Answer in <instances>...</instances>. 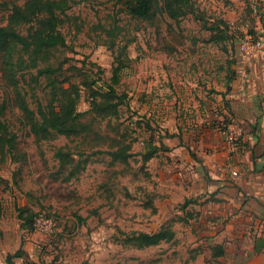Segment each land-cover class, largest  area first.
Listing matches in <instances>:
<instances>
[{"label": "rangeland", "instance_id": "1", "mask_svg": "<svg viewBox=\"0 0 264 264\" xmlns=\"http://www.w3.org/2000/svg\"><path fill=\"white\" fill-rule=\"evenodd\" d=\"M193 1L203 21L191 15L172 20L161 4L150 21L133 19L112 0L70 5V20L61 27L67 48L54 51L50 61L54 68L64 64L56 75L69 79L63 89H78L76 109L84 116L79 135L70 138L39 141L31 134L17 96L38 117L52 93L44 78L33 79L35 69L16 72L14 80L4 77L0 54V105L6 104L1 118L17 138L16 151L0 163V264L19 248L25 255L14 264H183V192L158 180V164L145 163L144 147L152 138L176 144L168 136L203 124L200 114L216 113L230 72L245 77L264 48L258 0ZM6 15L0 10L1 25ZM220 21L228 39L212 42L202 23ZM246 37L262 43L248 61L241 52ZM107 88L123 104L115 116L102 117L90 110L91 92ZM218 122L213 124L219 132L237 137L240 147L239 126ZM118 147L126 149V163L108 155ZM59 148L70 156L69 165L55 157ZM76 163L82 171H75ZM153 194L154 201L159 194L156 214L145 205ZM18 208L33 215L32 230L21 229ZM166 219L174 242L144 250L122 243L124 233H152Z\"/></svg>", "mask_w": 264, "mask_h": 264}, {"label": "crops", "instance_id": "2", "mask_svg": "<svg viewBox=\"0 0 264 264\" xmlns=\"http://www.w3.org/2000/svg\"><path fill=\"white\" fill-rule=\"evenodd\" d=\"M258 1L264 40V0ZM221 91L216 113L203 112V124L168 136L176 144L157 138L167 151L149 163L158 164V180L183 192V264H264V48L245 77L235 72ZM219 120L239 126L240 147L232 150L214 129Z\"/></svg>", "mask_w": 264, "mask_h": 264}, {"label": "trees", "instance_id": "3", "mask_svg": "<svg viewBox=\"0 0 264 264\" xmlns=\"http://www.w3.org/2000/svg\"><path fill=\"white\" fill-rule=\"evenodd\" d=\"M112 1L122 5L125 12L138 21H150L156 15L160 4V9L172 20L178 21L184 16L191 15L195 19L203 21L197 13L193 0ZM75 2L76 0H26L22 5L12 2L0 3V10L7 13L5 24H0V54L4 77L14 80L16 72H30L35 69L36 76L33 79L44 78L47 81V87L52 93L51 101L46 106V110H42L40 106L38 107V117L29 110L21 95H18L16 99L18 106L23 112L24 120H27L31 134L39 141H48L57 136L70 138L79 135L78 121L84 116V113L77 112L76 109V100L79 97L77 87L70 84L69 89H63V83L68 82L69 79L63 78L60 80L56 76L62 70L64 64L60 63L54 68L50 63L54 51L67 48L61 27L70 20L66 12L70 5ZM221 25L226 26L221 21L210 25L205 22L202 23L203 29L211 33L212 42L227 41L228 37L225 31L227 27L222 30L220 28ZM104 31L107 34L110 33L108 30L104 29ZM16 51L19 54L14 60ZM241 61L242 55L238 52L236 62L239 63ZM234 75L235 72L231 71L225 84L226 87L234 79ZM122 104L123 98L118 96L113 88H107V90L103 91L93 90L91 92L90 110L99 116H115L118 107ZM56 108L58 111H56ZM5 109L6 104L2 103L0 105V163L5 162L7 157L12 156L16 151L17 145L16 135L9 130L1 118ZM225 124L227 125L229 122H225ZM213 127L218 130L220 126L213 124ZM144 149L142 157L145 163H148L159 151H167V148L162 144L156 146L154 138L147 142ZM108 155L114 162H127L128 154L124 148L118 147L115 151L109 152ZM55 157L60 162L67 159L68 162L66 163L70 164V156L63 154L61 148L57 149ZM66 163L61 165L64 167ZM79 167L80 164L74 166L75 171H82V168ZM73 175L74 172H70V178ZM152 196L149 197L145 205L156 214L157 210L153 205L155 196L154 194ZM187 204H189V201L184 202V205ZM181 209H183V204ZM17 211L21 229L32 230L33 215H27L28 211L26 208H18ZM168 221L164 222L155 233H124L122 243L136 250H144L159 246L162 243L172 242L175 232L169 226ZM222 254L221 251H215L213 255L214 257H220ZM24 255L22 248H19L15 253L6 256L5 264H14V259H21Z\"/></svg>", "mask_w": 264, "mask_h": 264}, {"label": "built area", "instance_id": "4", "mask_svg": "<svg viewBox=\"0 0 264 264\" xmlns=\"http://www.w3.org/2000/svg\"><path fill=\"white\" fill-rule=\"evenodd\" d=\"M261 48H262L261 41H259V40L255 41L251 37H246L245 41L241 45V52H242L243 58L246 61L255 58L256 54L261 50ZM237 134H238V136H240L239 130H237ZM225 138H226V141L229 143L230 148L232 150L237 149V147H238L237 137L235 138L234 136L229 135V136H225Z\"/></svg>", "mask_w": 264, "mask_h": 264}]
</instances>
